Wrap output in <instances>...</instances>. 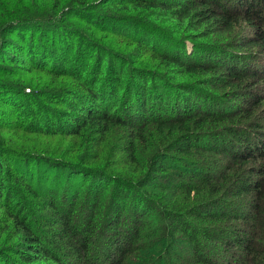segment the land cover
I'll return each mask as SVG.
<instances>
[{"label": "trees", "instance_id": "obj_1", "mask_svg": "<svg viewBox=\"0 0 264 264\" xmlns=\"http://www.w3.org/2000/svg\"><path fill=\"white\" fill-rule=\"evenodd\" d=\"M0 264H264V0H3Z\"/></svg>", "mask_w": 264, "mask_h": 264}, {"label": "rangeland", "instance_id": "obj_2", "mask_svg": "<svg viewBox=\"0 0 264 264\" xmlns=\"http://www.w3.org/2000/svg\"><path fill=\"white\" fill-rule=\"evenodd\" d=\"M1 2H3V0H0V4ZM102 43H106L107 45L113 47L114 49H118V50H124V51H127V53H131V55H133L134 59H137L138 57V54L134 51L132 48H129V46L123 41V40H119V39H114L113 37L112 38H109V40L107 41H104V40H101ZM112 44V45H111ZM4 136L6 137L7 140L10 139V136H8L7 132L4 133ZM32 140L36 143L39 139L38 138H32ZM61 142L59 141H56L52 146L53 147H57Z\"/></svg>", "mask_w": 264, "mask_h": 264}]
</instances>
